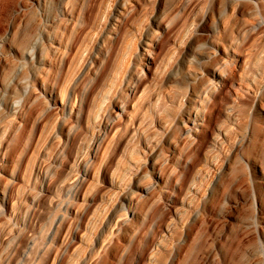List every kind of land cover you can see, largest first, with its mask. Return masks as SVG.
<instances>
[{"label": "rangeland", "instance_id": "rangeland-1", "mask_svg": "<svg viewBox=\"0 0 264 264\" xmlns=\"http://www.w3.org/2000/svg\"><path fill=\"white\" fill-rule=\"evenodd\" d=\"M0 264H264V0H0Z\"/></svg>", "mask_w": 264, "mask_h": 264}, {"label": "bare ground", "instance_id": "bare-ground-1", "mask_svg": "<svg viewBox=\"0 0 264 264\" xmlns=\"http://www.w3.org/2000/svg\"><path fill=\"white\" fill-rule=\"evenodd\" d=\"M49 27H50V24H48V23H45V24L41 25V27H39V29H38L39 33L38 34L36 33L35 36L31 40V43L33 44L32 49L29 50V47L24 49L26 54L32 55L33 58L39 56L38 54H39V51H41V48L39 50L38 49L35 50V49H36L37 46L41 47V45H43V39L45 37H48V38L51 37V31L49 30ZM33 48H35V49L33 50ZM111 84L112 83L109 84V87H110ZM104 90H105V92L103 93V96H105V94L108 92L109 88L106 87V89H104ZM101 102L102 101H100V100L96 102V104H95V107H97L96 110L100 107ZM90 113H88V117H87L88 120H91L93 118V113L92 114H90ZM201 115L202 114H200L199 119L201 118Z\"/></svg>", "mask_w": 264, "mask_h": 264}]
</instances>
